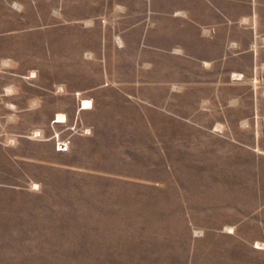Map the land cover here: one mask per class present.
<instances>
[{"label": "rangeland", "instance_id": "obj_1", "mask_svg": "<svg viewBox=\"0 0 264 264\" xmlns=\"http://www.w3.org/2000/svg\"><path fill=\"white\" fill-rule=\"evenodd\" d=\"M0 264H264V0H0Z\"/></svg>", "mask_w": 264, "mask_h": 264}]
</instances>
